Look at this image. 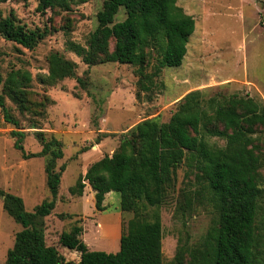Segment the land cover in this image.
I'll return each instance as SVG.
<instances>
[{"label":"trees","instance_id":"16d2710c","mask_svg":"<svg viewBox=\"0 0 264 264\" xmlns=\"http://www.w3.org/2000/svg\"><path fill=\"white\" fill-rule=\"evenodd\" d=\"M0 0V36L27 49H34L45 32L31 30L11 11L4 16ZM86 0H38V10H70L74 3ZM97 14L98 26L90 34L87 47L73 46L87 65L116 62L137 66V98L143 93L149 101L161 87L159 79L165 67H179L187 53V44L195 31V19L177 4V0H102ZM125 19L115 22L120 8ZM114 40L111 50L110 42ZM49 72L43 79L54 83L75 75L76 63L57 51L48 58ZM29 72L11 71L3 82L0 62V110L6 123L14 125L10 135L14 147L25 159L50 156L45 164L46 184L51 193L33 211L24 199L0 188L4 210L22 229L8 250L6 264H64L59 250L48 245L45 218L56 207L61 186L63 143L52 136L43 138L39 152H26L19 120L6 105L1 85L22 111L29 109L27 86ZM84 84L81 78L78 79ZM208 100L212 114L205 108L201 91L187 93L167 122L146 118L120 135V144L112 155L93 162L70 188L82 195L86 183L95 193L96 209L104 210L106 194L120 193L122 211L134 212L120 237L117 252L90 250L81 239L82 226L63 232L60 243L80 253L79 264H165L163 225L160 207L174 186L177 170L185 162L195 178L189 204L201 197L212 201L216 215L199 243L179 246L167 264H264V216L259 214L263 188L261 159L257 152V127H264V103L249 96L232 95L228 99ZM211 103V104H210ZM212 122L220 126H210ZM105 137L113 135L100 134ZM210 137L225 140L224 145L210 143ZM101 140V138H98ZM154 207L152 219L143 210Z\"/></svg>","mask_w":264,"mask_h":264},{"label":"rangeland","instance_id":"374dc122","mask_svg":"<svg viewBox=\"0 0 264 264\" xmlns=\"http://www.w3.org/2000/svg\"><path fill=\"white\" fill-rule=\"evenodd\" d=\"M186 13L194 16L195 31L187 44V53L179 67H165L159 79L162 84L149 101L143 93L137 98V66L116 62L87 65L73 46L87 47L90 34L97 28V14L102 0L74 3L70 10H38V0H10L1 4L4 16L13 11L28 29L45 32V37L30 50L6 41L0 36V62L3 82L11 71L29 72L27 111H22L1 85L6 105L19 120L26 135V152H39L43 138L55 136L63 143L65 164L56 207L45 218V237L64 256V264H79L80 253L60 243L63 232L82 226L81 239L90 250L117 252L120 237L134 212L122 211L120 193L106 194L104 210H97L95 193L86 183L83 194H72L70 188L87 168L104 155H112L120 144V135L146 118L167 122L182 98L193 90L201 91L205 108L208 100L228 99L232 95L249 96L264 103V0H177ZM120 8L115 22L125 19ZM115 41L110 42L111 50ZM57 51L76 63L75 75L54 83L43 81L49 72L48 58ZM81 78L84 84L78 79ZM207 104V105H206ZM211 104V103H210ZM220 126L212 122L210 126ZM14 125L4 121L0 110V188L21 196L26 209L33 211L51 198L46 184L45 164L50 156L25 159L14 147L10 131ZM255 136L261 159L263 188L259 214L264 216V127ZM109 133L110 136L100 134ZM98 138H101L99 140ZM210 143L224 145L225 140L208 138ZM195 178L185 162L160 207L163 225L164 263L173 260L179 246L199 243L212 225L216 209L212 201L198 196L189 204ZM154 207L144 216L152 219ZM22 229L3 208L0 197V264H6L7 253ZM264 234V224L262 226Z\"/></svg>","mask_w":264,"mask_h":264},{"label":"crops","instance_id":"0c3cea01","mask_svg":"<svg viewBox=\"0 0 264 264\" xmlns=\"http://www.w3.org/2000/svg\"><path fill=\"white\" fill-rule=\"evenodd\" d=\"M86 172V171H85Z\"/></svg>","mask_w":264,"mask_h":264}]
</instances>
